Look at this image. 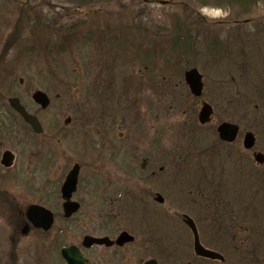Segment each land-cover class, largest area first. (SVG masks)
Returning <instances> with one entry per match:
<instances>
[{
  "label": "rangeland",
  "instance_id": "1",
  "mask_svg": "<svg viewBox=\"0 0 264 264\" xmlns=\"http://www.w3.org/2000/svg\"><path fill=\"white\" fill-rule=\"evenodd\" d=\"M191 69L203 75V99L214 110L212 123L201 134L185 128L183 117V104L193 100L184 80ZM126 79L132 101L156 100L155 90L150 88L153 83H162L164 89L161 178L165 183L157 184L155 178L146 188L133 176L131 189L139 196L147 190L171 199L180 195L183 181L195 179L200 175L197 168H204L205 150L223 152L215 136L223 122L238 125L241 138L253 133L257 148L264 151V0H0V121L5 127L15 121L8 99L18 98L45 129L42 137L35 138L19 126L20 146L16 148L13 129L4 130V138L9 139L5 147L17 155L15 170L26 167L28 172L23 179L44 183L62 179L65 168L71 169L78 159L74 140L65 162V143L60 137L65 131L77 133L84 94L92 102L98 89L109 95L113 83ZM36 91L50 98L46 110L33 102ZM135 104L133 130L142 132L146 108ZM69 116L72 123L66 128L64 121ZM204 135L209 140L200 143ZM38 145L53 158L46 173L40 157L33 160V170L43 167L42 172L28 170V159ZM105 159L100 163L109 164ZM15 170L4 175L7 183L2 189L10 195L19 191L11 183ZM83 187L85 184L78 197ZM107 188L109 196L112 189ZM30 199L25 193L20 202L28 205ZM253 209L245 212L241 240L258 247L245 253L244 264H264V201ZM220 222L216 220L214 228ZM6 223L0 216V228ZM130 230L141 237L135 224Z\"/></svg>",
  "mask_w": 264,
  "mask_h": 264
},
{
  "label": "flooded vegetation",
  "instance_id": "2",
  "mask_svg": "<svg viewBox=\"0 0 264 264\" xmlns=\"http://www.w3.org/2000/svg\"><path fill=\"white\" fill-rule=\"evenodd\" d=\"M126 81L113 83L109 95L107 91L102 95L98 89L92 102L84 94L77 133L65 131L60 137L65 143V162L69 161L67 149L74 140L78 161L71 169L67 166L58 181L44 183L23 179L28 176L26 167L15 170L17 155L5 147L9 139L4 138V130L13 129L15 148L20 146L16 132L19 126L35 138L42 137L45 131L35 134L19 116L12 117L15 121L8 122L7 127L0 121V216L7 220L6 226L0 228V264H244L245 253L256 251L258 246L246 245L241 237L245 233V212L249 214L258 201H264V151L257 148V138L255 146L246 149L241 130L232 143L221 141L216 133L223 152L206 149L204 168H197L200 175L195 179L183 181L180 195L171 199L147 190L146 195L139 196V192L131 189L133 176H138L139 185L146 188L155 178L157 184L165 183L161 178L164 173L161 165L164 162L161 108L164 89L162 83H153L150 88L155 90L156 100L136 102L131 100ZM192 99V104H183L185 128L197 129V134H201L200 130L211 124L201 125L198 119L200 104L206 101L203 96L197 101L193 96ZM135 103L146 108L142 116L146 128L142 132L133 130ZM16 120L21 123L17 121V124ZM71 123L69 116L64 126L68 128ZM206 136L200 138V143L202 139L209 140ZM42 149L38 145L33 157L28 159L31 162L28 170L33 173L42 172L49 160L53 161ZM6 152L13 157L10 167L2 164ZM105 156L109 164L100 163L107 160ZM38 157L45 165L41 170H33L36 165L33 160ZM217 160L220 163L214 164ZM75 167H78L76 188L69 200L64 199L62 189ZM12 170L15 171L11 183L19 189L16 195L2 189L7 183L5 173ZM81 184H85V190L78 197ZM107 186L112 189L109 196ZM25 193L33 198L28 201L31 204L20 202ZM44 202L53 206H44ZM33 207L43 208L48 213H29ZM32 215L50 216L51 227L46 230L44 222H33ZM218 219L221 225L214 228ZM134 224L142 232V241L130 230ZM190 225H194L200 245L220 254L224 260L196 254V234ZM125 233L134 240L120 244L119 238Z\"/></svg>",
  "mask_w": 264,
  "mask_h": 264
},
{
  "label": "water",
  "instance_id": "3",
  "mask_svg": "<svg viewBox=\"0 0 264 264\" xmlns=\"http://www.w3.org/2000/svg\"><path fill=\"white\" fill-rule=\"evenodd\" d=\"M161 4L165 5L167 3L161 2ZM185 81H186L191 93L195 97L199 98L202 96V93H203V77L197 69H192V70L186 72ZM32 99L37 105L41 106L42 109H47L50 105L49 97L41 91L35 92L32 96ZM9 105L16 113H18L22 117V119L25 121V123L28 124L32 128L34 133L40 135L44 132V129H43L39 119L36 116L28 113L18 99L11 98L9 100ZM213 114H214L213 108L209 104H202V109H201V112L199 114L200 123L205 125V124H208L209 122H211ZM217 132H218L219 138L223 142L232 143L238 137L239 128L233 124H230V123H223L218 127ZM254 145H255L254 135L252 133L247 134L245 139H244V147L246 149H252L254 147ZM12 160H13L12 154L10 152H6L4 154L2 164L6 167H10L12 164ZM77 179H78V167H75L71 171L70 175L68 176L67 182L62 189L64 199L69 200L71 198V194H72V192H74L76 185H77ZM160 201H161V199H160ZM71 210L72 209H70V211ZM73 211H75V209ZM38 212L39 213L40 212L48 213L45 209L40 208V207H33L29 210V213H38ZM30 219L33 222H35V221L44 222L43 225H44V228L46 230L49 229L51 227V224H52V218H50V216L32 215V216H30ZM191 227L193 228L194 233L196 234V250H195L196 254L198 256L208 258L211 260H224V258L221 255H219L218 253L205 250L200 245V242L198 240V235H197V232H196L194 225H192ZM133 240H134L133 237H131L129 234L125 233V234L120 236L118 242L120 244H123V243L132 242Z\"/></svg>",
  "mask_w": 264,
  "mask_h": 264
}]
</instances>
